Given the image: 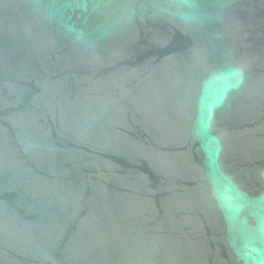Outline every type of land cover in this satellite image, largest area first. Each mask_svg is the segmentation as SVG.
<instances>
[{
    "label": "water",
    "instance_id": "1",
    "mask_svg": "<svg viewBox=\"0 0 264 264\" xmlns=\"http://www.w3.org/2000/svg\"><path fill=\"white\" fill-rule=\"evenodd\" d=\"M0 264H264V0H0Z\"/></svg>",
    "mask_w": 264,
    "mask_h": 264
}]
</instances>
